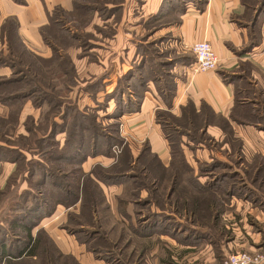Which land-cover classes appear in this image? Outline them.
Returning a JSON list of instances; mask_svg holds the SVG:
<instances>
[{
    "label": "rangeland",
    "instance_id": "374dc122",
    "mask_svg": "<svg viewBox=\"0 0 264 264\" xmlns=\"http://www.w3.org/2000/svg\"><path fill=\"white\" fill-rule=\"evenodd\" d=\"M187 1L162 0L157 11H151L149 0H61L50 9L43 6L46 22L41 27L50 16L56 21L51 28L39 27L48 38L47 43L41 35L47 55L26 47L11 22L0 25V67L10 72L0 81L12 76L24 81L3 92L38 87L10 102V109L0 102L6 108L0 117L18 111L14 136L31 137L23 162L0 158V238L8 231L5 219L20 214L27 216L25 222L32 220V236L39 239L34 257L19 254L24 232L11 229L14 233L4 240L10 256L0 254V264H79L65 253L73 250L74 238L87 251L96 247V254L112 264H139V220H162L165 214L173 219L162 227L203 230L221 239L238 233L252 244L255 236L264 240V155L251 151L236 130L253 126L264 136L263 80L249 62L230 70L238 77L237 108L227 116L203 101L176 100V81L193 73L195 60L191 47L174 35L184 7L194 6ZM241 1L247 8L233 19L249 23V32L257 36L259 26L251 25L264 19V0ZM147 91L157 101L148 130L139 126L137 115ZM63 111L69 115L62 118ZM25 125L43 129L33 137ZM98 125L100 154L85 156ZM247 133L253 140L257 134ZM43 135L44 143H36ZM81 135L87 138L74 158L46 162L52 171H61L60 182L68 190L80 189L81 200L70 207L59 204L41 217L47 206H39L31 194L48 185H39L36 162L45 150L57 156L56 144L71 149L85 137ZM28 164L33 176L25 172ZM86 174L90 177H82ZM10 200L16 204L12 211ZM258 250L264 252V247Z\"/></svg>",
    "mask_w": 264,
    "mask_h": 264
},
{
    "label": "crops",
    "instance_id": "0c3cea01",
    "mask_svg": "<svg viewBox=\"0 0 264 264\" xmlns=\"http://www.w3.org/2000/svg\"><path fill=\"white\" fill-rule=\"evenodd\" d=\"M57 1L61 0H22L20 4L14 0H0V25L9 19L14 20L17 24L16 33L25 46L31 51H41L45 52L43 55H47L49 50H46L39 33V27L46 22L42 7L50 9ZM149 2L151 11H157L162 0ZM241 10L243 9L239 0H206L201 9L189 5L183 12L182 20L175 27L174 34L177 35L179 43L191 47L195 41L207 40L215 50L219 63L214 71L191 73L190 76L185 74L184 79H177L175 98L178 102L187 98L194 102L203 101L215 113L227 116L235 104V87L238 79L234 71L230 70L239 63H251L253 74L258 72L263 80L261 84L264 85V19L258 17L251 25L259 26V33L256 36L249 32V23H242L238 17L236 20L233 19L234 13L238 14ZM8 69L7 66H1L0 76L8 75L10 73ZM180 69L184 70V66ZM156 103V98L147 91L137 113L139 126H145L146 130L153 125V108ZM5 112L6 108L0 105V114ZM236 130L251 151L264 155V136L261 129L238 125ZM247 132L257 133L253 136L254 140ZM154 147L157 150L160 146ZM165 156L164 152L160 155L161 159H165ZM155 214H159V211H155ZM170 215L172 214H165L162 220L156 218L145 219L144 222L139 220V264H220L229 253L256 251L264 247V240L258 242L259 237L253 233L250 235L255 236L254 244L241 240L238 233L234 237L221 239L203 230H199L198 233L195 231L186 233V230H180V227H162L161 223L173 219ZM83 247L84 244L74 238L73 250L65 253H70L79 264H112L109 259L97 255L96 251H87Z\"/></svg>",
    "mask_w": 264,
    "mask_h": 264
},
{
    "label": "trees",
    "instance_id": "16d2710c",
    "mask_svg": "<svg viewBox=\"0 0 264 264\" xmlns=\"http://www.w3.org/2000/svg\"><path fill=\"white\" fill-rule=\"evenodd\" d=\"M206 0H188L187 4L192 3L194 5V7H197L198 9H201L204 4H205ZM240 3L242 5L243 10H245L247 8V4H245L244 2H242L240 0ZM185 4V3H184ZM76 9L80 8L81 6H79L78 4H75L74 6ZM85 8V7H83ZM82 8V9H83ZM187 9V5L186 7H184L185 11ZM52 16L49 17L50 22L41 27L40 29H45V28H51L54 25H56V21L54 19L51 18ZM11 22L12 28L15 26V30H16V23L14 20L9 19L7 24ZM7 24H5L4 26H6ZM8 29V26H7ZM14 30V28H13ZM14 33H16L14 31ZM41 35L42 38L45 42L48 43V38L47 36L44 34L43 31H41ZM64 71V70H63ZM64 73V72H63ZM133 75H130L128 78H131ZM23 78L20 77H10V79L6 80V81H0V102L2 104H4L5 106L9 107L10 109V102L13 101H17V100H22L23 97L26 98L28 97L29 94L31 93H35V91L38 90V87L35 86H31L28 88V90H25L24 92H15L17 90V88H14L12 91H10L9 93L5 94L3 92L4 87H10L12 86H21L20 83H22ZM24 82V81H23ZM24 86V84H23ZM235 103H237L236 100V96H235ZM235 108H237L236 104L233 105V107L231 108V111H233ZM65 115H69L68 112L63 111L62 114L60 115L62 118ZM80 117L82 118H86V114H81ZM95 117V116H94ZM18 111L15 113H12V110H9V114L6 118L0 117V158H7L8 161H20L21 159H24L25 156H23L22 153H24L23 151L27 150L30 148L28 141H31V137H28L27 135H22V134H17L16 136H14L15 131L17 129V124H18ZM93 120V119H92ZM101 126L98 125V129L96 128L94 130V134L92 131V142H91V151L88 154H85V156H96L98 154H100L98 146H99V138L100 136V131L102 130L100 128ZM25 128L28 131V135L31 136H35L37 134V130L36 129H40L42 130L43 128L40 126H36L32 127V126H27L25 125ZM52 130L49 131V133H51ZM48 133V134H49ZM44 136V135H43ZM47 136V135H46ZM81 136H85L80 137L79 142L75 145V146H71V149H68L67 144L63 145L62 147H58V145L56 144V149H58V154L57 156L55 155L53 157L52 151L49 152V150H45L43 151L40 155L41 158L38 162H36V166L39 167L40 172L37 174L39 175V177L41 178V182L39 183V185L43 186V185H48V187H44L43 189L39 190L37 192L38 195L34 196L33 194H31V196H33L35 198V200H37L38 202H40L39 206H47V209L45 212L41 213V217H46L48 216L53 208L57 205H63V206H74L79 200H81V191L79 189L78 193H72L70 190H68V187L65 185H63L62 182H60L63 178L62 174H59L58 172H61L60 170L58 172L56 171H52L50 168H48V164H46L47 161H52L53 158L55 160L58 161H63L64 159L69 158L71 155V158H74L75 154H79V151L82 149V144L81 142L85 141L87 138V135H81ZM36 137V136H35ZM15 138L17 139L15 142ZM29 139V140H28ZM41 139H45V136L43 138H40V140H36V143H44L45 140H41ZM67 142V141H66ZM70 148V147H69ZM172 149V147H171ZM70 154V155H69ZM107 154V152H106ZM18 155V156H17ZM6 160V159H5ZM54 160V161H55ZM22 161V160H21ZM23 162V161H22ZM45 162V163H44ZM82 162L81 158L78 159L77 163L80 164ZM28 170H26L25 172L27 173L28 176H33L34 172L30 169V165L28 164ZM27 176V177H28ZM87 177L90 175L86 174V175H82V177ZM49 179V180H48ZM96 181V180H95ZM98 183V182H96ZM83 186V183H82ZM99 187V186H98ZM49 189V190H48ZM54 192V193H53ZM14 206H16L15 203H13V201H9V209L12 211V209L14 208ZM19 206V205H18ZM14 213V212H13ZM12 216H10V218H6L5 221H7L8 223V227L7 230L2 231V233H4V236L0 238V254H2V257H4L5 255H8V249L5 248V239L7 238V234L8 233H14L13 231H11V229L16 230V229H21L24 234V240H22V248L19 251V254L22 253H26V255L34 257V247L39 243L38 242V238L37 237H33L32 236V228H33V223L30 221L29 222H25V218H27V216H24L23 218L20 217V214H14L13 218H11ZM8 219V220H7ZM101 239L103 240V236H100ZM51 241V240H50ZM93 251L99 252L98 249L96 247L92 248ZM5 264H12L11 261L9 260H5L4 261Z\"/></svg>",
    "mask_w": 264,
    "mask_h": 264
},
{
    "label": "built area",
    "instance_id": "2783aa9c",
    "mask_svg": "<svg viewBox=\"0 0 264 264\" xmlns=\"http://www.w3.org/2000/svg\"><path fill=\"white\" fill-rule=\"evenodd\" d=\"M195 60L190 64L193 73L214 71L218 67V57L207 40L195 41L191 45ZM220 264H264V252L238 251L227 254Z\"/></svg>",
    "mask_w": 264,
    "mask_h": 264
}]
</instances>
